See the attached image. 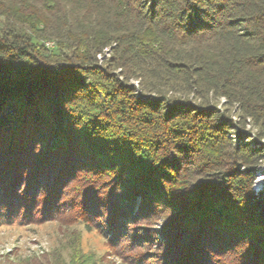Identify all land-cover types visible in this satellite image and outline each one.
<instances>
[{
  "label": "trees",
  "instance_id": "16d2710c",
  "mask_svg": "<svg viewBox=\"0 0 264 264\" xmlns=\"http://www.w3.org/2000/svg\"><path fill=\"white\" fill-rule=\"evenodd\" d=\"M263 157L264 0H0V225L81 223L125 264H264Z\"/></svg>",
  "mask_w": 264,
  "mask_h": 264
},
{
  "label": "rangeland",
  "instance_id": "374dc122",
  "mask_svg": "<svg viewBox=\"0 0 264 264\" xmlns=\"http://www.w3.org/2000/svg\"><path fill=\"white\" fill-rule=\"evenodd\" d=\"M46 46L54 47L51 41L46 42ZM131 82L136 84L137 80L131 79ZM249 131L251 128L246 125L240 138L231 135V139L257 147L254 139L248 136L251 135ZM252 189L256 199L263 201L264 157L254 172ZM91 261L93 264H125L112 253L97 230H87L81 223L49 219L40 223L0 225V264H91Z\"/></svg>",
  "mask_w": 264,
  "mask_h": 264
}]
</instances>
